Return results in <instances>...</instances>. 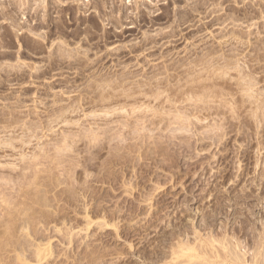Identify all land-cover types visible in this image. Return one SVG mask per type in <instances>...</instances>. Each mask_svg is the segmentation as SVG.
<instances>
[{"label": "rangeland", "instance_id": "1", "mask_svg": "<svg viewBox=\"0 0 264 264\" xmlns=\"http://www.w3.org/2000/svg\"><path fill=\"white\" fill-rule=\"evenodd\" d=\"M228 243L264 264V0H0V264Z\"/></svg>", "mask_w": 264, "mask_h": 264}, {"label": "bare ground", "instance_id": "2", "mask_svg": "<svg viewBox=\"0 0 264 264\" xmlns=\"http://www.w3.org/2000/svg\"><path fill=\"white\" fill-rule=\"evenodd\" d=\"M226 239H228L229 240V238H226ZM260 239V238H259ZM259 239L257 238V240L259 241ZM208 240H210V239H208ZM214 240V239H213ZM231 240V239H230ZM218 241V240H217ZM254 241H256L255 239H254ZM215 241H213V243H214ZM235 242H237V241H235ZM260 242V241H259ZM185 243V242H184ZM184 243H180V244H184ZM187 243V242H186ZM226 243V242H225ZM230 243H232V241L230 242ZM230 243H228L229 244V247H227L228 249V251H226L227 252V254H223L221 251H219V250H217V254L215 255L216 256V258H217V260H215L214 262H215V264H220L221 263V261H223V260H226V263L225 264H262L263 263V258L262 259H259V258H256L255 256H253L252 257V259L251 260H249V263H244V260L242 259V255H240L237 251H236V249H235V246H234V244H233V246L231 245L230 246ZM237 243H239V242H237ZM173 244V243H172ZM179 244V243H178ZM190 244V243H189ZM219 245H220V243H218ZM258 244V243H257ZM185 245V244H184ZM188 245V244H187ZM240 245V244H239ZM181 246V245H180ZM225 246V245H224ZM236 246H238V245H236ZM197 247H199V246H197ZM114 248V247H113ZM187 248H188V246H187ZM225 248V247H224ZM238 248H239V246H238ZM176 249L177 248H175V251H176ZM182 249H183V247H182ZM186 249V248H185ZM197 249V248H196ZM199 249V248H198ZM197 249V250H198ZM220 249V248H219ZM115 250V249H114ZM184 250V249H183ZM187 250V249H186ZM189 250V249H188ZM111 251H112V249H111ZM177 251H180V250H177ZM240 251H242V250H240ZM93 252V251H92ZM174 252V251H173ZM200 252V251H199ZM209 252V251H208ZM95 253V252H94ZM101 253V252H100ZM210 253V252H209ZM214 253V252H213ZM89 254H91L90 252H89ZM98 254V253H97ZM102 255L103 254H105V253H101ZM91 255H93V253L91 254ZM99 255V254H98ZM243 255H244V252H243ZM95 256V255H94ZM100 256V255H99ZM78 257V256H77ZM76 257V258H77ZM82 257V256H81ZM261 257V256H260ZM263 257V256H262ZM83 258H85V257H83ZM96 258V257H95ZM97 258H99V257H97ZM173 258V257H172ZM175 258V257H174ZM177 258V257H176ZM178 260V259H177ZM177 260H175V261H177ZM181 260H183V259H181ZM180 260V261H181ZM73 261H75V260H73ZM77 261H78V258H77ZM91 261V260H90ZM185 261V260H184ZM247 261V260H246ZM87 262V261H86ZM102 262V261H101ZM183 262V261H182ZM196 262H198V260L196 261ZM74 263V262H73ZM95 263V262H94ZM93 263V264H94ZM177 262H174V264H176ZM180 263V262H179ZM185 263V262H184ZM189 263V262H188ZM190 263H191V261H190ZM195 263V262H194ZM193 263V264H194ZM87 264H89V263H87ZM183 264V263H182ZM196 264V263H195ZM198 264V263H197ZM200 264V263H199Z\"/></svg>", "mask_w": 264, "mask_h": 264}]
</instances>
